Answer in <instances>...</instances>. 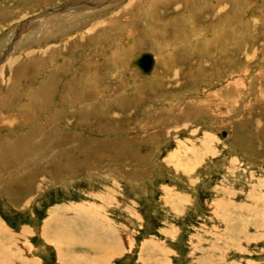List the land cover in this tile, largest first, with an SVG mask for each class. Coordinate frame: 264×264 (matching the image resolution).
<instances>
[{
  "label": "rangeland",
  "instance_id": "374dc122",
  "mask_svg": "<svg viewBox=\"0 0 264 264\" xmlns=\"http://www.w3.org/2000/svg\"><path fill=\"white\" fill-rule=\"evenodd\" d=\"M190 1L0 0V264H264V0Z\"/></svg>",
  "mask_w": 264,
  "mask_h": 264
},
{
  "label": "crops",
  "instance_id": "0c3cea01",
  "mask_svg": "<svg viewBox=\"0 0 264 264\" xmlns=\"http://www.w3.org/2000/svg\"><path fill=\"white\" fill-rule=\"evenodd\" d=\"M66 208L61 207V208L56 209L55 211L52 210L50 212L51 214L48 217L47 222L45 223V225L48 229L50 227V231L48 230V232L43 233V235H42V238L45 240V243L47 245H50V243H51L54 247H57V249L60 253V260H61L62 264H65V260L68 257V255L63 252V247H66V244L75 242L72 237L70 239L68 238V236H69L68 234H70V233L66 232V227H65V223H67L66 221H68V223H67L68 225H71V228H73V226H74L73 219L68 215L69 209L67 210ZM76 209H77L76 212H74L72 210L73 215L76 213V214H78V216L80 215L81 218H86V219H90V218L83 217L84 215H90L92 217L91 220L94 221L93 225L94 226L97 225V227H98L97 232H101L102 231L101 228H104L106 230L111 228L109 226V223H106V224L105 223H102V224L99 223L100 219H104L103 216L105 214L100 215L97 212L92 213V211H90L86 208H82V206L80 207V209H79V207H77ZM70 212H71V210H70ZM80 212H82V213H80ZM66 214H67V216H66ZM59 222H60L61 226L59 225ZM2 227H3V229H5L4 225ZM53 230H54V232H53ZM106 230H103V233L105 234V232H106L108 234H105L101 240H99V239L95 240V242H92L91 245L88 243V240H87V244H84L85 241H83V243H81V245L88 247L89 249H92L95 252L96 255L93 258L94 260L95 259L97 261L101 260L102 262L105 261V259L103 258V255L107 254V256H109V248H110L109 246H111L113 244L112 239H113L114 243H116L115 238H114L115 234H110L111 231L110 230L106 231ZM86 234H88V233L86 232ZM106 235H108V238L105 237ZM109 238H111V241L109 240ZM101 244L103 246L106 245L107 247H101ZM130 248H132V247H130ZM2 258H4L3 262L5 264V261H8V259L6 256H3V251H2ZM89 264H91V263H89Z\"/></svg>",
  "mask_w": 264,
  "mask_h": 264
},
{
  "label": "bare ground",
  "instance_id": "6f19581e",
  "mask_svg": "<svg viewBox=\"0 0 264 264\" xmlns=\"http://www.w3.org/2000/svg\"><path fill=\"white\" fill-rule=\"evenodd\" d=\"M169 1V0H168ZM176 1V0H175ZM178 1V5H180L181 3H180V0H177ZM193 0H191L190 1V3L192 2ZM203 2H204V5H203V7H205V9H207V4H208V2H207V0H203ZM224 2H225V0H224ZM157 3H159V2H157ZM188 3H189V1H188ZM193 3V2H192ZM236 3V2H235ZM234 3V4H235ZM131 4V3H130ZM134 4V3H133ZM233 4V3H232ZM192 5V4H191ZM217 5V4H216ZM218 5H221V2L218 0ZM202 7V8H203ZM220 8H221V6H220ZM151 9V8H150ZM211 9V8H210ZM218 9V8H217ZM68 10V9H67ZM220 10H222V9H220ZM221 14H220V16H222L223 14H224V12H220ZM226 13V12H225ZM203 15V14H202ZM227 16H229V13L227 12ZM236 16V15H235ZM220 23V22H219ZM224 25V24H223ZM225 29V28H224ZM219 30V29H218ZM217 30V31H218ZM224 36V35H223ZM216 38V37H215ZM224 38V37H223ZM229 38V37H228ZM228 38H226V39H228ZM217 39V38H216ZM229 42V41H228ZM238 42V41H237ZM145 43V42H144ZM143 43V44H144ZM206 45V44H205ZM214 47V46H213ZM234 47H236V46H234ZM141 48V47H140ZM216 48H217V46H216ZM212 49V48H211ZM218 49V48H217ZM223 49V48H222ZM220 53V52H219ZM143 54H146V53H142V54H140L139 56H138V58L137 59H139ZM151 56H152V58H153V61H154V64H153V67H152V70H151V72L150 73H144L141 69H139L136 65H135V61L137 60H134V61H132L131 63H130V65L131 66H133V67H136L143 75H146V76H150L153 72H154V70H155V66H156V61H157V59H156V57H155V55L153 54V53H149ZM194 62V61H193ZM208 63V62H207Z\"/></svg>",
  "mask_w": 264,
  "mask_h": 264
},
{
  "label": "water",
  "instance_id": "95a60500",
  "mask_svg": "<svg viewBox=\"0 0 264 264\" xmlns=\"http://www.w3.org/2000/svg\"><path fill=\"white\" fill-rule=\"evenodd\" d=\"M154 61L149 53L143 54L139 59L135 61V65L141 69L144 73H150L153 67Z\"/></svg>",
  "mask_w": 264,
  "mask_h": 264
}]
</instances>
